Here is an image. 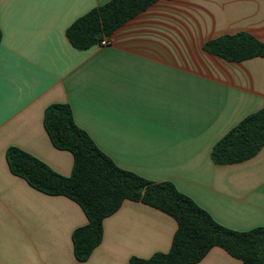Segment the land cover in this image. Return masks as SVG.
<instances>
[{
    "label": "crops",
    "instance_id": "crops-1",
    "mask_svg": "<svg viewBox=\"0 0 264 264\" xmlns=\"http://www.w3.org/2000/svg\"><path fill=\"white\" fill-rule=\"evenodd\" d=\"M110 0H0V264H129L169 252L177 222L126 200L104 220L88 260L72 236L88 224L78 203L14 175L18 147L70 176L73 155L52 144L44 114L69 103L76 123L120 168L171 181L225 227H264V147L219 166L214 145L264 108V58L232 62L208 41L246 32L264 43V0H159L108 46L75 48L67 29ZM196 264H241L220 247Z\"/></svg>",
    "mask_w": 264,
    "mask_h": 264
},
{
    "label": "trees",
    "instance_id": "trees-1",
    "mask_svg": "<svg viewBox=\"0 0 264 264\" xmlns=\"http://www.w3.org/2000/svg\"><path fill=\"white\" fill-rule=\"evenodd\" d=\"M159 0H110L76 20L66 31L70 43L89 49L107 38ZM2 33L0 30V41ZM205 50L232 62L264 58V43L241 32L208 41ZM44 128L59 150L74 158L65 176L34 155L18 148L7 150L10 171L48 195L66 196L80 205L88 224L72 236L76 260L89 259L104 237V220L124 201H138L156 208L177 222L171 248L148 259L133 257L129 264H196L215 247L224 249L241 264H264V227L237 231L218 223L171 181L153 182L120 168L75 121L69 103H54L44 114ZM264 147V108L232 128L213 147L216 165L238 164L254 158Z\"/></svg>",
    "mask_w": 264,
    "mask_h": 264
},
{
    "label": "built area",
    "instance_id": "built-area-1",
    "mask_svg": "<svg viewBox=\"0 0 264 264\" xmlns=\"http://www.w3.org/2000/svg\"><path fill=\"white\" fill-rule=\"evenodd\" d=\"M110 43H111V42H110V38H107V39H104V40L100 43V45H101V46H108Z\"/></svg>",
    "mask_w": 264,
    "mask_h": 264
}]
</instances>
